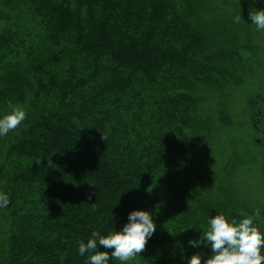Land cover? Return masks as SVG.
Instances as JSON below:
<instances>
[{
    "label": "trees",
    "instance_id": "trees-1",
    "mask_svg": "<svg viewBox=\"0 0 264 264\" xmlns=\"http://www.w3.org/2000/svg\"><path fill=\"white\" fill-rule=\"evenodd\" d=\"M190 14L191 0H0V109L32 91L42 112L0 168L11 220L0 264H89L79 242L133 209L154 212L157 229L128 264L211 254L188 243L200 159L181 73L199 68L203 40ZM181 206L185 228H165Z\"/></svg>",
    "mask_w": 264,
    "mask_h": 264
},
{
    "label": "rangeland",
    "instance_id": "rangeland-1",
    "mask_svg": "<svg viewBox=\"0 0 264 264\" xmlns=\"http://www.w3.org/2000/svg\"><path fill=\"white\" fill-rule=\"evenodd\" d=\"M251 7H264V0H191L190 25L203 38L196 54L199 68L181 73L183 91L192 99V134L200 159L194 164L189 204L194 213L191 238L200 236L202 226L207 229L210 216L240 220L256 208L264 209V30L250 24ZM240 10L245 21L237 24L233 17ZM13 105L22 107L26 118L0 137V168H9L6 150L20 130L42 115L32 91ZM7 110L2 107L0 114ZM5 181L0 179V191ZM183 212L184 206L176 218L164 212L161 224L185 228ZM10 229L11 220L0 209L1 261L8 254ZM181 240H176L175 254H186ZM175 259L176 264L186 262L182 256Z\"/></svg>",
    "mask_w": 264,
    "mask_h": 264
},
{
    "label": "clouds",
    "instance_id": "clouds-1",
    "mask_svg": "<svg viewBox=\"0 0 264 264\" xmlns=\"http://www.w3.org/2000/svg\"><path fill=\"white\" fill-rule=\"evenodd\" d=\"M249 19L250 24L264 30V7H251ZM242 20L240 10L234 15L233 22L238 24ZM25 118L26 111L9 102L8 110L0 114V137L7 136ZM9 203V195L0 191V209L6 208ZM156 229L154 212L133 209L119 230L113 227L104 235L93 231L86 242L81 240L78 254L84 256L86 252L92 253L88 256L89 264H110V261L128 264L141 256ZM199 229L202 230L200 236L190 238L188 243L192 247L210 246L211 254L202 260L199 253H193L187 258V264H264V209L256 208L251 215L240 220L216 214L208 218L206 230L203 226ZM98 246H103L105 250L100 251Z\"/></svg>",
    "mask_w": 264,
    "mask_h": 264
}]
</instances>
